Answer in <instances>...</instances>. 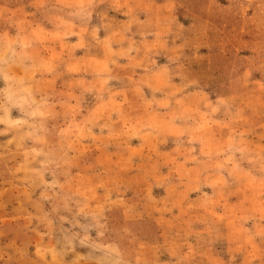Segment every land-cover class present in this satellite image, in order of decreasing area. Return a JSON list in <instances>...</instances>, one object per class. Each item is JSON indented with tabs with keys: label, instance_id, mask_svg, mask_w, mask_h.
Here are the masks:
<instances>
[{
	"label": "rangeland",
	"instance_id": "1",
	"mask_svg": "<svg viewBox=\"0 0 264 264\" xmlns=\"http://www.w3.org/2000/svg\"><path fill=\"white\" fill-rule=\"evenodd\" d=\"M0 264H264V0H0Z\"/></svg>",
	"mask_w": 264,
	"mask_h": 264
}]
</instances>
